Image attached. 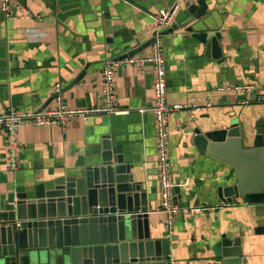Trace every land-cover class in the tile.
Returning a JSON list of instances; mask_svg holds the SVG:
<instances>
[{
    "label": "crops",
    "instance_id": "crops-1",
    "mask_svg": "<svg viewBox=\"0 0 264 264\" xmlns=\"http://www.w3.org/2000/svg\"><path fill=\"white\" fill-rule=\"evenodd\" d=\"M175 0H12L11 17L0 10V114L9 109L36 113L56 106L54 89L60 84L68 109H86L102 104L103 64L123 60L154 37V16ZM191 4L199 0H190ZM208 24L222 35L230 50L232 68L205 56L195 44L193 18L185 6L163 37L170 106L212 103L206 113L192 110L169 116V150L173 181L181 183L179 205L191 210L178 215L172 234L166 231L160 212L154 117L141 109L154 106L153 69L122 66L115 73V97L125 112L118 116L74 119L63 131L58 125H23L17 133L21 144L20 168L7 171L6 135L0 131V192L44 197L46 190L67 172L91 157L106 129L115 134L138 168L149 193L151 225L157 237L169 238L171 263L216 264V245L224 235L241 239L246 264H264V206L241 201L224 205L217 189L235 170L208 157H201L189 144L199 123L236 122L252 133L264 130V0H206ZM29 12L34 20L24 19ZM224 48V49H225ZM151 46L141 55H149ZM131 58V57H129ZM86 71L84 78L74 84ZM255 85L249 96L219 91L222 86ZM248 99V104L243 102ZM46 109V110H47ZM251 143V142H250ZM251 145V144H249Z\"/></svg>",
    "mask_w": 264,
    "mask_h": 264
},
{
    "label": "water",
    "instance_id": "water-1",
    "mask_svg": "<svg viewBox=\"0 0 264 264\" xmlns=\"http://www.w3.org/2000/svg\"><path fill=\"white\" fill-rule=\"evenodd\" d=\"M209 11L206 0L190 3L193 25L187 32L195 44L204 46L205 56L224 69L232 68L222 35L207 22ZM153 41L124 58L142 53ZM255 131L236 122L222 127L199 123L191 131L189 144L201 157L229 165L236 172L235 179L217 189L226 206L239 201L264 206V130ZM114 135L103 129L91 157L69 170L42 198L0 192V264H172L169 238L157 237L151 225L146 183ZM175 196L179 204V181ZM255 233L264 234V226ZM243 236L222 237L214 248L216 264H246Z\"/></svg>",
    "mask_w": 264,
    "mask_h": 264
},
{
    "label": "built area",
    "instance_id": "built-area-1",
    "mask_svg": "<svg viewBox=\"0 0 264 264\" xmlns=\"http://www.w3.org/2000/svg\"><path fill=\"white\" fill-rule=\"evenodd\" d=\"M191 3L190 0H175L170 6L161 10L154 16L156 30L154 41L151 46L152 52L149 55H141L123 60L107 59L103 64L102 78L103 90L101 93L102 104L94 108L86 109H68L65 106L63 89L57 84L54 89L56 106L45 111L36 113H19L15 109H9L0 114V131L6 135L7 143V171L14 174L20 168L21 144L17 133L23 125H32L44 127L58 125L63 131L66 130L69 123L74 119L88 120L91 116H118L125 112L118 107L115 97V73L122 66H138L141 70L150 66L153 69L154 80V106L148 110L141 109L138 112L145 114L149 112L155 120L156 136L155 142L157 147V165L159 172V190L161 198V213L165 216L166 231L172 234V228L175 218L180 214H190L191 210L181 207L175 203L176 183L173 181V163L169 150V116L173 113L184 110H192L198 113H206L212 108V103L204 106H188L168 104V84L166 60L163 54V37L165 32L170 28L176 15ZM0 10L7 17H11L12 0H0ZM24 19L34 20V17L26 12ZM256 90L255 85H230L222 86L219 91H236L249 96ZM250 100L246 99L243 104H248ZM264 104V98L260 99ZM172 264L174 262L172 261Z\"/></svg>",
    "mask_w": 264,
    "mask_h": 264
}]
</instances>
